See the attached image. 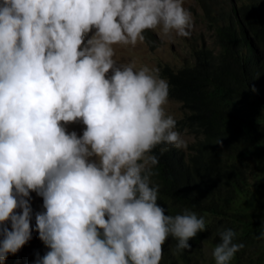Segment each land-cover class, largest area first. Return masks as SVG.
Returning <instances> with one entry per match:
<instances>
[{
    "label": "clouds",
    "instance_id": "clouds-1",
    "mask_svg": "<svg viewBox=\"0 0 264 264\" xmlns=\"http://www.w3.org/2000/svg\"><path fill=\"white\" fill-rule=\"evenodd\" d=\"M157 28L191 36L184 0H0V262L33 230L50 249L34 264H160L169 236L191 250L206 230L203 216L157 203L153 149L187 148L165 112L169 82L114 58ZM75 122L80 136L66 130ZM31 192L44 209L34 228ZM219 236L212 256L229 264L245 245L232 229Z\"/></svg>",
    "mask_w": 264,
    "mask_h": 264
},
{
    "label": "trees",
    "instance_id": "trees-1",
    "mask_svg": "<svg viewBox=\"0 0 264 264\" xmlns=\"http://www.w3.org/2000/svg\"><path fill=\"white\" fill-rule=\"evenodd\" d=\"M216 15L215 48L193 46L187 58L160 68L170 96L186 110L187 125L201 137L188 155L172 147L160 155V146L154 148V177L162 200L196 209L206 225L227 220L255 230L229 264H264L261 224L251 219L264 221V0H242ZM42 199L37 207L43 208ZM205 240L215 248L220 236L198 233L189 240L191 250H177L178 241L169 236L160 264H215L199 244ZM49 250L33 230L32 239L0 264H34L37 252Z\"/></svg>",
    "mask_w": 264,
    "mask_h": 264
},
{
    "label": "rangeland",
    "instance_id": "rangeland-1",
    "mask_svg": "<svg viewBox=\"0 0 264 264\" xmlns=\"http://www.w3.org/2000/svg\"><path fill=\"white\" fill-rule=\"evenodd\" d=\"M242 0H184V7H186L192 14L193 17V29L190 37H178L175 34L164 35L159 28L156 30H145L143 33L146 37L144 43H137L136 46H125V45H114L115 48V59H117V65L122 63L135 62L137 69L148 66L150 69L155 67L160 68L165 62L169 66L178 64L182 57L187 58L189 51L194 47H210L215 48L214 44V19L218 18L216 11L219 8L231 10L236 9L237 5ZM95 29L88 33L85 37V43L88 38L92 36ZM112 75L110 70L107 74ZM160 75V73H159ZM161 77V76H160ZM162 78V77H161ZM166 114L172 115L176 121V130L181 133L182 138L187 143V148L180 149L183 155L191 154L190 146L200 140L201 135L197 131L190 130L185 120L186 110L182 107L181 103L175 98L171 97L169 94L168 101L164 105ZM86 128L82 122H75L66 125V130L68 132L75 131L78 136L82 135L83 130ZM152 182L154 184H159L157 179L153 176ZM31 196V207L33 209V219L31 223H35V213L44 210L41 207H37V202L40 201V196L35 192L30 193ZM43 201V199L41 200ZM33 202H35L33 204ZM157 203L166 209V215L175 216L177 214H183L184 210L187 209L191 212L197 214L200 217V212L189 206H185L182 203H175L171 200H162L161 196L158 195ZM21 211L18 209L17 212ZM208 214L207 211H204ZM253 221L259 222V224L264 223L262 219L258 217L251 216ZM244 224L231 223L227 220H219L213 225H206V230L198 232L199 236H205L209 234L216 233L219 235L220 232L226 229H232L235 233V242L238 243H248L251 240V236L255 232L252 228L243 227ZM206 243V245L204 244ZM205 251V256L207 261H214L212 252L214 250L212 242L210 240H205L199 243Z\"/></svg>",
    "mask_w": 264,
    "mask_h": 264
}]
</instances>
